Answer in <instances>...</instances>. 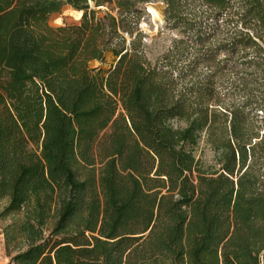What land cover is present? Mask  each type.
Returning <instances> with one entry per match:
<instances>
[{
	"label": "trees",
	"instance_id": "16d2710c",
	"mask_svg": "<svg viewBox=\"0 0 264 264\" xmlns=\"http://www.w3.org/2000/svg\"><path fill=\"white\" fill-rule=\"evenodd\" d=\"M155 1L0 0L6 264H264V0Z\"/></svg>",
	"mask_w": 264,
	"mask_h": 264
},
{
	"label": "rangeland",
	"instance_id": "374dc122",
	"mask_svg": "<svg viewBox=\"0 0 264 264\" xmlns=\"http://www.w3.org/2000/svg\"><path fill=\"white\" fill-rule=\"evenodd\" d=\"M147 5V8L150 9L151 13L148 14V17L144 16V19L141 20L140 30L148 36V39H150L147 43L151 45L153 54L159 55L160 53L164 52L168 47H170L171 41L175 38L177 32L171 26H168L166 24V20L163 14L165 5L161 1L158 0ZM189 8V13L191 14L198 10H205L204 6L199 5H192ZM220 18L218 19V22H220ZM78 21L79 19H77L76 13L68 6H64L59 13L50 15L48 20L49 25L52 27L61 26L63 24H75ZM206 21L212 23L211 18H208ZM222 59V53L217 54L216 63H220ZM111 63L112 57L110 55H107L106 63L100 64L98 62L93 61L90 63V66L102 67L104 69H107ZM210 71L211 69L209 67L203 66L200 70L201 77L209 75ZM230 71L231 69L229 68L225 71L224 76L221 77L220 75H216L214 79H224V83H227L229 79H233V76ZM226 89L228 88L224 86V89H221L220 87L218 91L222 94L223 92L227 91ZM196 154L207 164L211 163L213 159V152L203 143H200L197 147ZM5 223V221L0 222V264H6L8 262V259H6L4 255L2 235V226Z\"/></svg>",
	"mask_w": 264,
	"mask_h": 264
},
{
	"label": "bare ground",
	"instance_id": "6f19581e",
	"mask_svg": "<svg viewBox=\"0 0 264 264\" xmlns=\"http://www.w3.org/2000/svg\"><path fill=\"white\" fill-rule=\"evenodd\" d=\"M73 11L76 13V17H77V19H79L81 12H80V11H75V10H73ZM157 15H158V14H157Z\"/></svg>",
	"mask_w": 264,
	"mask_h": 264
},
{
	"label": "built area",
	"instance_id": "2783aa9c",
	"mask_svg": "<svg viewBox=\"0 0 264 264\" xmlns=\"http://www.w3.org/2000/svg\"><path fill=\"white\" fill-rule=\"evenodd\" d=\"M147 6H148V5H146V11H147L148 14H150L151 11H150V9L147 8Z\"/></svg>",
	"mask_w": 264,
	"mask_h": 264
},
{
	"label": "water",
	"instance_id": "95a60500",
	"mask_svg": "<svg viewBox=\"0 0 264 264\" xmlns=\"http://www.w3.org/2000/svg\"><path fill=\"white\" fill-rule=\"evenodd\" d=\"M81 16H82V14H80V17H79V19H81Z\"/></svg>",
	"mask_w": 264,
	"mask_h": 264
}]
</instances>
